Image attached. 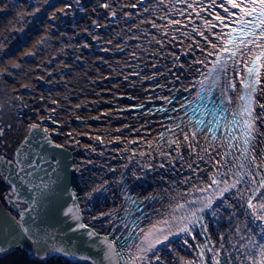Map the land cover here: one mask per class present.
I'll list each match as a JSON object with an SVG mask.
<instances>
[{"label":"bare ground","instance_id":"6f19581e","mask_svg":"<svg viewBox=\"0 0 264 264\" xmlns=\"http://www.w3.org/2000/svg\"><path fill=\"white\" fill-rule=\"evenodd\" d=\"M209 3L210 0H203L197 7V11L205 8L197 17L179 0H48L53 8L52 29L43 32L45 41L30 42L28 33L32 26L27 22L17 30L21 42L0 53V81H13L9 85L0 84V114L11 126L8 135L4 132L3 136L20 146L24 137L30 136L29 126L39 124L41 129H49L48 135L54 143L62 145V149L73 156L72 160L52 147L43 148L45 153L50 151L52 160L60 162L59 180L53 185L56 195L51 196L43 208H37L41 226L52 233L53 242L73 247L78 255H90L97 260L100 259L99 248L103 247L99 240L104 236L109 240L119 237L127 243L139 244L140 228L147 229L164 218L168 205L173 203L171 196L203 186L201 180L206 181L218 168L227 172V167L221 168L225 152L232 153L226 157L229 166L234 162L233 157L239 155L238 149L227 148L224 137L229 130L223 127L225 118L232 119L241 103L239 77L233 68L228 70V78L236 77V91L228 90L231 104L225 101L220 105L223 97L217 88L213 95L220 99L216 101L215 115H201V111H196L189 122L185 114H193L186 101L193 100L199 90V85L193 86L201 79L196 70L207 71L195 61L203 60L208 51H213L211 42L219 43L215 33L221 29L217 27L209 32L204 25L205 20L212 19L209 11H219L208 9ZM133 4L136 7H132ZM9 12L1 9L0 15ZM23 18L33 19L35 15L27 12ZM193 27L203 31L209 41L193 32ZM21 47L24 48L22 54L14 57ZM208 59L212 61L215 57ZM29 65L32 68H28ZM240 67L243 70V65ZM225 79L221 78L222 84ZM258 87L264 89V84ZM255 97L258 103L253 107L259 118L255 121L258 131L252 154L256 164H261L264 163V110L260 105L264 104V90L258 91ZM199 103L202 102L194 101L193 107ZM181 104H185L184 109L180 108ZM208 108H213L211 102ZM196 119H203L205 123L219 121L220 127L215 123L208 125L215 131V140L204 125L193 138ZM231 130L239 136V128ZM186 134L188 140H185ZM40 135L44 133L41 131ZM0 154L7 156L1 151ZM75 168L79 171H74ZM256 171L264 174V168ZM224 178L231 182V177ZM185 179H189V183L182 184ZM0 181L11 188L7 181ZM65 184L78 195L79 223L87 226L75 233L70 228L76 227L78 222L62 215V211L73 204L70 194L62 191ZM96 188L100 191H93ZM24 189L27 190L22 187L20 194L27 200L31 194ZM86 193H91V198ZM12 196L15 199H11L13 205H10L18 211L14 207L16 197ZM226 196L232 207L224 203L214 205L219 211L215 216L211 212L205 215L207 231L203 234L197 227L192 236L171 237V248L160 252L159 264L198 261L199 248L205 243L209 248L219 249L222 260L225 252L235 254L232 245L243 242L237 235V226L241 227L246 241L243 225L247 220L241 208L244 201L236 198L235 190ZM26 206L22 203L20 207ZM133 210H137L134 215ZM107 213L114 215H102ZM89 230L98 236L90 239ZM93 244L99 247H91ZM212 255L205 249L204 264H211ZM8 257H12L15 264L21 258L32 261L20 249ZM56 260L91 264V261L73 262L64 257L50 259L47 263Z\"/></svg>","mask_w":264,"mask_h":264},{"label":"snow or ice","instance_id":"6c2138e0","mask_svg":"<svg viewBox=\"0 0 264 264\" xmlns=\"http://www.w3.org/2000/svg\"><path fill=\"white\" fill-rule=\"evenodd\" d=\"M179 2L185 3L188 9L196 13L197 17L200 16V12L205 11L204 7H200L197 11V7L203 4V0H179ZM131 6L136 7L135 4ZM65 7H70V5ZM207 8L219 9L215 13L209 11L212 19L204 21L209 32L217 27L221 29L220 32L215 33L219 43L211 42L213 51H208L203 60L195 61L207 68V71L196 70L201 79L197 80L193 86L199 85V90L193 100L186 101L188 109L193 114L188 115L187 112L185 114L188 116L189 122L193 120L196 111H201V115L207 113L215 115L216 101L220 99L214 97L215 89L219 88L220 97H223L220 99V105H223L225 101L231 104L228 90L236 91V77H239L241 92L238 99L241 103L238 110L232 114V119L225 118L226 122L223 124V127L229 130L228 135L224 137L227 148L239 150V155L233 157L234 162L230 166L226 157L232 156V153L225 152L221 157V161H223L221 168L227 167L228 171L224 172L218 168L207 177L206 181L201 180L203 186H194L187 192H178L171 196L170 199L173 203L168 205L167 211L163 214L164 218L147 229L140 228L139 244L127 243L126 240L122 241L119 237L113 240H109L108 236L101 238L99 245L103 247L99 248L97 255L100 256V259L97 260L90 255H78L73 247L53 242L52 233L41 226L42 221L39 220L37 208L38 206L43 208L49 202V198L56 195L53 185L59 180L60 163L50 159L43 148L45 145L53 148H62L63 146L52 141L48 135L49 129H41V125L34 123L29 126L30 136L24 137L11 159H6L4 154H0V179L9 180L14 174L19 177L20 185L26 187L31 194L30 198L25 200L20 194L21 187L15 183L11 186V195L16 197L14 207L18 211L16 217H10V214L0 215V257L11 250L23 248L27 244L26 257L28 254L35 257L27 264H47V257L57 254L77 258L80 261H91V264H159L160 252L164 248H171V237H178L181 234L192 236L193 229L197 227L202 229L201 234L206 232L205 215L211 212L215 216L219 207L214 205H218V203L232 207L227 203L226 194L232 195V190H235L238 194L236 198L244 201L241 208L244 209L243 215L247 220L243 225L247 233L246 241L245 236L241 235V227L237 226V235L243 242L232 245L235 250L234 255L225 252L222 260L220 250L209 248L205 243L199 248V260L190 261L188 264H204L205 249L213 253L209 258L211 264H264V174L256 171L257 168H264V163L256 164L255 156L252 154L254 151L252 144L255 140V133L258 131L255 121L259 118L253 107L258 103L255 94L264 90L258 87L264 84V79H262V75H264V71H262L264 70V0H219V2L210 0ZM61 12L63 13L64 9H61ZM180 14L183 15V11ZM173 22L180 23L179 21H170V23ZM153 26L155 27V24ZM192 31L203 37L205 41H209V37L205 36L203 31H198L196 27H193ZM211 56H214L215 59L209 61L208 57ZM241 65H243V70H241ZM229 68L235 70L236 77L228 78ZM241 71H243L242 75ZM222 77L226 78L223 84L221 83ZM202 93H206V95H202ZM194 101L202 103L193 107ZM208 102L212 103L213 108H208ZM260 107L264 110V104H261ZM180 108L184 109L185 104H181ZM224 110L226 111V109ZM213 123L216 127L221 126L218 120H209L205 123L203 119H196L195 127L192 128L193 138L202 131L201 125L208 127ZM176 127L178 128L179 124ZM233 128H239V136L231 130ZM41 131L44 133L42 137L40 136ZM208 131L212 133V138L215 140L216 134L213 128L208 127ZM3 135L4 130L0 128V137ZM37 137L40 138L37 139ZM185 140H188L187 134ZM233 141L236 143L234 144ZM189 168H192L191 164ZM73 170L79 171L78 168ZM192 170L196 172V169ZM226 176L232 178L231 182L224 178ZM246 177L248 179H245ZM256 177L259 179L257 180ZM181 183L187 184L189 179L182 180ZM242 184L245 185L244 188L238 187ZM62 191L70 194L73 201L71 206L62 211V215L78 222L76 227L70 228V231L75 233L85 229L87 226L79 223L81 210L76 203L79 199L78 195L71 191L66 184ZM93 191H100V188L93 189ZM196 193H201V195H196ZM85 195L91 198V193ZM148 199H154V197ZM9 203H13V201L9 199ZM22 203L27 206L21 208ZM137 219L139 220V217ZM252 225H255V228ZM136 226L138 227V225ZM129 235H131V230ZM87 236L91 239L97 237L98 234L89 230ZM221 240H223V235ZM184 243L187 244V240ZM91 247L98 248L99 246L93 244ZM220 248H224L223 243L220 244ZM149 253H151V257Z\"/></svg>","mask_w":264,"mask_h":264},{"label":"rangeland","instance_id":"374dc122","mask_svg":"<svg viewBox=\"0 0 264 264\" xmlns=\"http://www.w3.org/2000/svg\"><path fill=\"white\" fill-rule=\"evenodd\" d=\"M47 5L48 0H0V10H10L7 15H0V53L7 51L12 44H19L21 42L22 37L18 34L17 30L27 22L32 26V29L28 33L30 36V42L45 41L43 32L52 29L51 15L53 8H51L50 5ZM44 7H46V9H44ZM37 9H39V11H37ZM27 12L34 14L35 18L25 20L23 15L27 14ZM23 49L21 47L16 51L14 57L21 55ZM28 68L32 67L29 65ZM8 83L12 84L13 81H8L7 83L5 81H0V84L9 85ZM0 90H2L1 85ZM1 103L2 97L0 94V104ZM3 118L4 117L0 114V128H2L7 134L10 131L11 126L9 123L5 122ZM18 147L19 144L16 143V141H11V139L6 138L5 136L0 137V151L5 153L8 157H13V154ZM135 211L133 210V215L139 212V210L137 212ZM12 261V263L15 264L14 260ZM17 261H19L17 262L18 264H23V262L24 264H27L22 258ZM47 264H69V262L67 263L65 261L56 260V262L51 261Z\"/></svg>","mask_w":264,"mask_h":264},{"label":"water","instance_id":"95a60500","mask_svg":"<svg viewBox=\"0 0 264 264\" xmlns=\"http://www.w3.org/2000/svg\"><path fill=\"white\" fill-rule=\"evenodd\" d=\"M40 136H41V135H40ZM37 139H38V137H37ZM52 148H53V147H52ZM53 150H56V151H58V152L60 151L59 153H60L61 155H67V156H69V157L73 160V156L71 157L70 153H69L68 151L66 152L64 149H62V148H54ZM46 152L48 153L50 159H52V156H53V155H50V151L47 150ZM54 161H55V160H54ZM66 178H67V177H66ZM69 179H70V182H71V178H69ZM5 181H7L11 186L15 183V184H17L18 186H20L21 188L24 187V186L20 185V181H19V179H17L16 176H15L14 174L11 176V178H10L9 180H5ZM24 191H28V190L24 189ZM21 192H23V191L21 190ZM11 204L13 205V203H11ZM4 214H10V213L7 212L6 209H5L3 206L0 205V215H4ZM10 217H13V216L10 214ZM15 250H18V249H15ZM15 250H11V251H9L6 255H4V256L1 257V258H5L6 256L10 255V254H11L13 251H15ZM20 250L24 251V252L27 254V253H28V246H27V244H25V246H24L23 248H20ZM27 256H28V258H29L30 260H34V259H35V257H33L31 254H28ZM56 257H64V258H67V259H69V260H71V261H73V262L76 261V260H79V259H77V258H73V257H68V256H63V255H59V254H57V255H53V256H51V257H47V261L50 260V259L56 258Z\"/></svg>","mask_w":264,"mask_h":264},{"label":"flooded vegetation","instance_id":"af4514ba","mask_svg":"<svg viewBox=\"0 0 264 264\" xmlns=\"http://www.w3.org/2000/svg\"><path fill=\"white\" fill-rule=\"evenodd\" d=\"M8 157V156H6ZM11 158V157H9ZM9 199H15L11 195V188L6 185L5 182L0 181V203L7 209L9 210L14 216H17V211L10 205ZM24 208V207H23ZM12 260H14L12 257H5L1 258L0 257V264H12Z\"/></svg>","mask_w":264,"mask_h":264}]
</instances>
